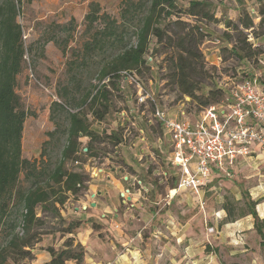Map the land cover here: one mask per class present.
<instances>
[{
  "label": "rangeland",
  "instance_id": "1",
  "mask_svg": "<svg viewBox=\"0 0 264 264\" xmlns=\"http://www.w3.org/2000/svg\"><path fill=\"white\" fill-rule=\"evenodd\" d=\"M122 1L22 0L19 4L16 21L21 26L24 56L15 91L27 113L21 139L23 158L40 160L44 153L46 161L60 159L65 145L62 131L67 121L62 112L51 114V105L53 102L65 103L69 100L67 112L87 113V108L80 105V100L98 83L97 72L90 66L75 72L67 69L68 60L73 55L80 57L82 44L89 38L84 22L88 5L96 2L101 13L118 19ZM204 1L215 6L216 22L188 19L190 22L197 21L200 27L210 33L199 46L209 77L197 93L198 96L206 95L209 88H230L240 82L244 74L259 76L264 71V28L258 27V19L254 20L255 32L259 35L257 39H252L249 31H245L251 36H248L252 39L249 41L255 47L258 46L261 52L256 58L245 62L238 60L234 55L222 51L225 44L219 39L224 32H230L225 28L223 19L237 23L243 12L241 6L247 12L255 13L259 5L256 0ZM182 4L186 6L187 1ZM72 18L74 22L71 23ZM94 27L100 28L101 24L97 23ZM51 37L58 44L47 42ZM154 42L152 39L151 48ZM152 58L150 68L142 69L141 74L135 76L142 91L135 84L121 80L120 90L111 92V108L104 121L98 122L87 114L91 129L99 133L103 142L91 143L96 155L88 158L83 165L90 178L88 189L79 198H70L60 213L67 220L83 222L82 228L76 230L75 238L80 244L79 239L83 238L87 264H229L239 257L242 247L260 248V237L254 229L253 217L248 214V205L256 203L254 208L257 216L260 220L264 219V153L238 161L230 177L221 176L219 180L211 181L198 195L178 190V174L168 163L171 155L169 145L158 149L155 139L162 136L158 133L154 137L150 132L147 134L145 121L152 113L151 101L147 99L140 105L137 100L140 92H147L158 107L171 117L176 116L181 105L178 92L163 79L166 74V53L160 50ZM188 104L189 118L202 110L196 101ZM57 125L60 131L49 137L48 134ZM137 127L142 129L146 137L149 135L148 148L152 154V157L147 155L142 159L141 163L146 169L143 167L138 173L145 189L140 193L136 185L133 191L138 193L136 202L131 201L129 205L123 203L120 192V205L108 218H104L101 212L88 209L85 194L93 189L91 186L104 184L107 176L123 182V178L134 175L140 162L134 156L136 149L129 147L138 140ZM114 132H118L122 139L118 147H113L109 140ZM78 142L79 149L90 145L88 138H80ZM67 167L72 168L73 164L68 162ZM102 172L103 178L100 177ZM97 174L98 178L95 176ZM173 190L175 193L171 194ZM171 195L173 198L170 200ZM83 206L86 207L85 212ZM224 208L232 212V222H228ZM38 216L45 222L43 232L49 231L51 234L43 236L35 250L31 251H36L33 259L8 260L6 264H40L43 256H46L45 248L60 247L64 241V237L57 232L61 225L47 212L40 211ZM251 227L252 230L249 229ZM1 229L0 226V233ZM260 256L264 262L262 250Z\"/></svg>",
  "mask_w": 264,
  "mask_h": 264
},
{
  "label": "trees",
  "instance_id": "2",
  "mask_svg": "<svg viewBox=\"0 0 264 264\" xmlns=\"http://www.w3.org/2000/svg\"><path fill=\"white\" fill-rule=\"evenodd\" d=\"M21 1L0 0V264H6L8 260L34 258L36 251H31L35 250L43 236L51 234L42 230L45 222L38 216L40 211L53 216L61 225L57 232L64 237L60 247L48 246L44 249L48 259L41 264H83L85 249L75 238V232L82 228L83 222L67 220L60 211L70 198L77 199L88 189L90 178L83 165L88 158L96 155L91 143L103 142L99 133L91 129L87 114L103 122L111 108V92L119 91L121 80L127 82V77L137 82L135 76L141 74L142 69L150 68L152 57L160 50L166 53L163 79L172 84L181 100L188 97L202 108L220 105L226 98L227 89L209 88L206 95L197 94L209 77L199 46L210 35L197 21L216 22L215 6L204 0H123L116 19L101 13L96 2H90L84 17L89 38L82 44L80 57L73 55L68 60L67 69L75 72L90 66L97 72L98 83L80 100L87 113L67 112L69 100L52 103L51 114L62 112L67 121L62 131L65 145L60 159L52 162L44 160V153L40 160L33 161L23 158L21 153L22 131L27 116L15 91L24 56L21 26L16 21ZM184 1H187L186 6L182 4ZM256 2L259 4L254 11L256 14L247 12L241 6L243 12L237 23L223 19L225 28L230 32H224L219 38L225 44L222 51L243 62L261 54L258 46L255 47L248 37L251 35L252 39H257L259 36L255 32V19L259 20L258 27L264 28V0ZM191 18L197 21L190 22L188 19ZM70 21L72 23L74 19ZM97 23L101 24L100 28L94 27ZM245 31H249L250 35ZM131 39L134 41L131 42ZM152 39L155 42L151 48ZM51 41L57 43L52 37L47 40ZM61 51L64 53V48L61 47ZM99 56L100 60L97 59ZM244 75L240 81L251 80L254 76L253 73ZM262 75H259V84L264 89V71ZM147 128V134L150 132L153 137L157 133L163 135L158 123ZM60 129L57 125L48 136L52 138ZM137 130L142 129L137 127ZM148 136H145L147 140ZM109 137L113 147L121 145L118 132ZM80 138H88L90 145L79 149ZM68 162L73 164L72 168L67 167ZM213 179L219 180L220 177ZM255 205L253 202L248 205V214L254 219V229L260 237L259 245L264 253V219L258 218ZM224 209L228 222H232V212Z\"/></svg>",
  "mask_w": 264,
  "mask_h": 264
},
{
  "label": "built area",
  "instance_id": "3",
  "mask_svg": "<svg viewBox=\"0 0 264 264\" xmlns=\"http://www.w3.org/2000/svg\"><path fill=\"white\" fill-rule=\"evenodd\" d=\"M126 79L142 91L133 78ZM220 87L228 91L224 101L202 108L191 118L187 116L188 97L183 98L176 116L171 117L147 92L138 94V104L143 105L147 99L151 101L152 113L146 123L148 127L158 123L163 130L162 138H156L155 142L158 149L168 145L171 149L168 163L178 174V190L198 195L214 177H230L239 160L264 153V89L259 84V76L230 88ZM138 132L140 142L145 143L144 132ZM98 175L95 176L98 178ZM136 185L140 193L145 189L140 181H135L121 192L123 203H131ZM172 198L173 195L169 196Z\"/></svg>",
  "mask_w": 264,
  "mask_h": 264
},
{
  "label": "crops",
  "instance_id": "4",
  "mask_svg": "<svg viewBox=\"0 0 264 264\" xmlns=\"http://www.w3.org/2000/svg\"><path fill=\"white\" fill-rule=\"evenodd\" d=\"M145 139H146L145 143H141L140 140H139V137H138V140L136 142L130 144V147H129V148L136 149V154L134 156L137 157V161L140 162V167L138 169H135L134 175H131V174L128 175L126 181H125V178H123L122 179L123 182L117 181V180H115L113 178H110L111 176H107L106 181L104 182V184H102L100 186H98V185L91 186V187H93V189L91 191H89V194H85L86 202H87L88 205H90V207H91V203H95V207H91L90 209H92L93 211L101 212L102 214H104V218H108L109 214H111L112 211H114L116 209V207H118V205H120V198H119L120 192H122L127 186L131 187V185L135 181H140L141 182V177H139V174H138L139 170L142 169L143 167H144V169H146L144 164L141 163V161L147 155H151V157H152V154L149 152V148H148V140H147L146 137H145ZM156 148H157V146H156ZM100 177L101 178L104 177V172H102ZM108 187H110L111 189L108 188ZM133 191H132L131 201L134 202L136 200L135 197L138 196V193L137 194L133 193ZM97 192H100V195H95L92 198L93 193L96 194ZM117 194H118V198H117ZM83 207H85V206H83ZM249 229L252 230V227L249 228ZM79 241L81 242V245H83L82 244L83 243V238L79 239ZM261 250H262L261 248L256 250L255 248L242 247L239 250V253H240L239 257L236 258L235 261L231 262V263H238V264H264V262H263V260H262V258L260 256ZM47 259L48 258L46 256H43V260H42L41 263H43L44 261H47ZM86 261H87V253L85 252V257H84L83 264H87Z\"/></svg>",
  "mask_w": 264,
  "mask_h": 264
},
{
  "label": "water",
  "instance_id": "5",
  "mask_svg": "<svg viewBox=\"0 0 264 264\" xmlns=\"http://www.w3.org/2000/svg\"><path fill=\"white\" fill-rule=\"evenodd\" d=\"M86 150V149H85ZM96 195H100V192H97ZM95 196V195H93ZM91 207H95V203H91ZM86 207H83V210L85 209Z\"/></svg>",
  "mask_w": 264,
  "mask_h": 264
},
{
  "label": "bare ground",
  "instance_id": "6",
  "mask_svg": "<svg viewBox=\"0 0 264 264\" xmlns=\"http://www.w3.org/2000/svg\"><path fill=\"white\" fill-rule=\"evenodd\" d=\"M174 193H175L174 191L171 192V194H174Z\"/></svg>",
  "mask_w": 264,
  "mask_h": 264
}]
</instances>
